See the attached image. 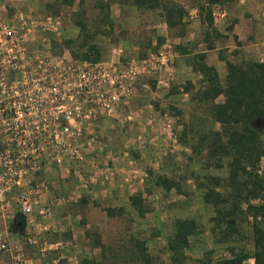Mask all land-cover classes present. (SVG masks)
<instances>
[{
    "label": "rangeland",
    "instance_id": "374dc122",
    "mask_svg": "<svg viewBox=\"0 0 264 264\" xmlns=\"http://www.w3.org/2000/svg\"><path fill=\"white\" fill-rule=\"evenodd\" d=\"M46 1L48 0H6L10 11L16 9L49 13L45 7ZM175 1L185 11L183 18L185 32L179 37L174 36L173 32L166 28L157 11L112 4L110 10L115 22L114 33L109 37H97L101 48V60L109 56V51L113 46H120L125 57L135 56L136 51L151 52L145 46L146 38L149 37L150 44L153 46L156 43V37L160 36L163 41L157 48L165 41L172 44L173 50L175 44L187 47L188 52L183 54L174 50L176 56L173 62L174 71L171 81L177 86L186 80L197 85L198 75L193 73L188 65L191 57L195 54L204 55L205 63L216 69L220 81L225 74L224 60L231 62L262 61L264 56V13L261 14V11L258 12L255 9L256 17L250 24L253 31L250 33L251 35L238 34L239 46L234 44L230 38L217 37L212 33L209 37L213 47L207 49L205 32L208 28L205 0ZM248 1L250 0H243L242 3H239L238 0H229L224 5L223 9L226 15L221 21L214 22L210 13L212 28L222 34L225 29L224 25H229L234 15L238 14L244 17L245 14H248L249 6L246 5ZM91 3V0H73L72 3L63 4L58 8L57 15L63 26L62 34L67 36L77 33L78 29L73 21L78 17L75 14L78 10L84 9L85 17L88 19L94 15L95 10ZM192 11L195 13L194 17L190 19L189 14H192ZM246 19L248 20V17ZM243 29L246 31L245 28ZM232 50L235 52L231 53ZM220 57L222 60H219ZM149 79L153 84V79ZM190 92L189 90L185 93L178 92L169 95L168 88H155L154 84L153 87L150 85L146 92L131 99L127 107L119 109V118L122 120L123 126H118L115 119H108L105 126L96 132L101 149L95 155V162L98 166L107 165L116 170L110 179L103 180L98 176L93 177L91 169L85 164L81 167H73L66 176L60 175L54 169L46 171L44 179L55 182L54 187L46 193L45 199L51 204L56 229L40 233L42 239L46 241L71 239L72 245L68 248V252L77 251L78 264H80L81 258H89L92 255L91 252H94L93 255L96 256L93 259L95 264H135L136 261L134 262L129 251L134 247L131 240L133 237L143 242L149 255V261H140V264H169L168 253L164 249V237L170 233L173 219L192 217L200 226L204 227L203 232L197 236L199 242L203 241V245L207 249L214 247V258L227 256V250L223 246H213L211 242L207 231L209 224L207 220L212 215L211 208L202 202L201 191L197 189V183L192 175L196 172H206L224 177L225 170L224 168L201 170L198 157L193 155L188 145L183 144L179 139L182 122L188 119V110L191 107ZM220 100L221 96H218L214 101L219 102ZM170 105L181 110L182 114H169V112H173ZM164 113L171 118V138H167L165 133L159 130L161 116ZM126 116H129V119H126ZM138 136H140L139 140ZM148 173L149 176L150 173L169 177L176 176V178L183 176L185 178L184 183H181L183 193L177 194L173 189L163 191L160 188H154L153 191L147 193L146 188H149ZM257 173H264L263 158L258 161ZM77 174L80 178L77 177ZM136 192L142 193L144 204L147 207L143 217L136 215L127 201L128 196ZM71 198H75V201H71ZM80 198L85 200V203H80ZM116 208H121V211H114ZM108 209L113 210L114 215L108 216L106 214ZM251 220L252 218L249 220L246 217L247 222ZM256 220H259V217ZM68 224L73 227L72 235L69 237L64 235L66 231L61 227ZM247 226L248 224L244 222L243 231L240 236L234 238V241L237 244L245 243L246 247L250 248ZM1 229L3 228L1 227ZM73 234L76 235L73 237ZM95 234L105 245L103 250L92 245L96 238ZM199 242H193L192 249L185 250L186 264H196L201 257L203 245L201 246L202 242ZM37 253V248L33 246L31 254L37 255ZM23 254L26 256L24 252ZM57 254L60 258L56 264H66L64 255L61 257L60 252L53 251L47 252L41 257L42 259L35 263L48 264L50 259L58 256ZM248 259L244 261L245 264H248ZM0 264H9L8 257L0 255Z\"/></svg>",
    "mask_w": 264,
    "mask_h": 264
},
{
    "label": "built area",
    "instance_id": "2783aa9c",
    "mask_svg": "<svg viewBox=\"0 0 264 264\" xmlns=\"http://www.w3.org/2000/svg\"><path fill=\"white\" fill-rule=\"evenodd\" d=\"M211 15L216 21L225 12L218 8ZM62 29L58 15L10 11L6 0H0V255L8 257L9 264H31L22 253L27 245L35 246L39 257L60 252L66 264H78L77 251L68 252L71 239L46 241L40 236L56 229L45 199L55 182L46 181L44 174L54 169L66 176L85 164L93 177L110 179L116 170L95 162L101 149L99 118L123 126L119 109L150 87L142 78H152L155 88H168L174 71L176 53L168 41L133 57L113 46L107 58L87 61L71 57L62 45ZM51 43L58 44L56 53ZM159 125L171 138V118L162 114ZM15 211L24 217V228L21 235L10 237L7 222ZM248 261L252 264L251 258Z\"/></svg>",
    "mask_w": 264,
    "mask_h": 264
},
{
    "label": "trees",
    "instance_id": "16d2710c",
    "mask_svg": "<svg viewBox=\"0 0 264 264\" xmlns=\"http://www.w3.org/2000/svg\"><path fill=\"white\" fill-rule=\"evenodd\" d=\"M73 0H48L46 10L57 15L58 8L63 4H70ZM79 1V0H78ZM95 10L90 19L85 17L84 9L75 12V35L62 34V45L68 50L71 57L79 60L97 61L101 59L100 36L109 37L114 33V19L111 15L112 4L129 5L142 10L157 11L163 19L166 28L174 36H182L185 32L183 7L175 0H91ZM225 0H206L205 11L207 19L206 47L211 49L210 35L224 37L211 26V5L223 4ZM202 9V7H201ZM231 24L227 29H231ZM209 31V32H208ZM209 37V38H208ZM96 38V39H95ZM145 46L151 51L163 41L157 36L155 45L151 46L149 37ZM143 47V46H141ZM174 50L180 54L186 53L187 47L177 44ZM146 51H136L135 56H142ZM220 59H222L220 57ZM190 70L198 75L197 85L190 80L177 86L170 81L169 95L190 92L191 107L188 110V119L182 122L179 131L180 141L188 145L191 153L198 157L202 169H222L225 176L211 175L206 172L192 173L196 187L201 191L202 202L211 208L212 215L208 218V235L213 246H223L227 256L213 257L214 247L206 248L203 241L197 236L203 232V226L192 217H178L173 219L172 229L164 237V249L168 253L169 264H186L185 250L192 249L193 242L202 246V255L196 264H245L247 258L252 264H264V173H257L258 161L264 159V126L261 130L253 127L251 122L255 118L264 121V56L262 61L247 60L231 62L224 60L225 74L222 81L216 69L204 61V55L195 54L188 62ZM151 87L150 79H144ZM221 96L219 102L216 97ZM173 112L182 114L170 105ZM109 118L101 117L96 124V130L103 128ZM198 179V180H197ZM150 193L155 188L163 191L173 189L182 194L181 183L185 178L180 176L152 175L148 173ZM82 198L80 203L84 202ZM128 204L139 217L147 211L141 192L128 196ZM116 208L114 211H121ZM117 212V213H118ZM108 216L114 215L113 210H106ZM250 216L252 220L246 221ZM259 217V220L256 218ZM248 224V238L250 248L245 243L237 244L234 238L240 236L242 225ZM11 224V223H10ZM12 227L8 231L12 232ZM64 235H68L66 232ZM93 245L101 250L105 245L95 234ZM133 248L130 255L135 264L140 261L148 262L149 255L143 242L131 238ZM80 264H95L93 259L83 257Z\"/></svg>",
    "mask_w": 264,
    "mask_h": 264
},
{
    "label": "crops",
    "instance_id": "0c3cea01",
    "mask_svg": "<svg viewBox=\"0 0 264 264\" xmlns=\"http://www.w3.org/2000/svg\"><path fill=\"white\" fill-rule=\"evenodd\" d=\"M228 1L229 0H225L223 4H213V5H211L210 6L211 7L210 8L211 9V12L210 13L211 14L214 13L216 11L215 9H218V8H222L223 9L224 8V5L227 4ZM240 1H243V0H240ZM205 2H206V0H205ZM239 3H242V2H239ZM246 5L249 6V12H248V14H245L244 17H242L241 15L239 16L238 14L234 15L233 18H232V21L229 23L232 26L231 29H227L228 25L226 26V24H225L224 25L225 29L223 30V32L221 34L222 36H225L226 39H229L230 38L232 41H234V44H236L237 46L240 45V41H239L238 34L246 33V34L251 35L250 33H252V31H253L252 30V27H251L252 25H250V24L252 23L253 18L256 17L255 16V9H257L258 12L261 11L262 12L261 14L264 13V0L263 1L250 0V1L246 2ZM224 12H225V10H224ZM191 13L192 14H189L190 15V19L194 17L195 11H192ZM251 13H252V15H251ZM225 15H226V12H225ZM225 15H224L223 18L219 19V21L224 20ZM247 17H248V20L246 19ZM243 28H245L246 31ZM233 52H235V50H232L231 53H233ZM219 60H222V59H219ZM13 214H14L13 215V218H14L15 215L18 214V212L15 211ZM12 220L10 222L9 221L7 222V229L9 228V225H11L10 223H12ZM61 227L63 229H65L66 232H68V235H66V236L69 237V235H72L73 227H71L69 224L68 225H62ZM0 230H2V229H0ZM7 233H8V235L10 237H16V236H18L17 234H15L13 232H10V231H7ZM75 235L76 234H73V237ZM92 245H93V243H92ZM94 246H95V244H94ZM32 250H33V246H23L22 253L24 252L25 255L27 256V258H30L31 259V264H36L35 262L36 261H39L40 259H42L41 258L42 256L39 257V255L31 254V251ZM91 253H92L91 256L88 255L89 258L90 259L96 258V256L93 255L94 252H91ZM66 255H67V253H66Z\"/></svg>",
    "mask_w": 264,
    "mask_h": 264
},
{
    "label": "water",
    "instance_id": "95a60500",
    "mask_svg": "<svg viewBox=\"0 0 264 264\" xmlns=\"http://www.w3.org/2000/svg\"><path fill=\"white\" fill-rule=\"evenodd\" d=\"M57 46H58V44H56V43H51L50 44L49 47H50L52 53H56L55 49H56ZM251 124H252L253 127H257V130L259 131L264 126V121L261 118H255L251 122ZM11 224L13 225L12 232L17 234V235H21L22 231H23V228H24V217L21 214H19V213L16 214L15 217L13 218ZM10 227H12V226L10 225Z\"/></svg>",
    "mask_w": 264,
    "mask_h": 264
}]
</instances>
